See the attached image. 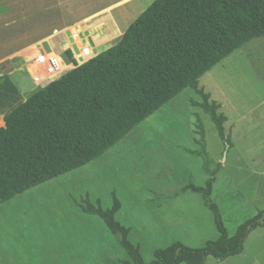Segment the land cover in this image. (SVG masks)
<instances>
[{
	"label": "rangeland",
	"instance_id": "1",
	"mask_svg": "<svg viewBox=\"0 0 264 264\" xmlns=\"http://www.w3.org/2000/svg\"><path fill=\"white\" fill-rule=\"evenodd\" d=\"M107 1L89 0L86 8ZM8 31L0 30V55L11 46ZM27 83L23 97L38 88ZM198 87L220 104L230 143L193 104L200 97L184 89L97 160L0 203V264H126L120 237L81 209L87 202L110 208L112 196L120 203L115 219L145 262L173 242L201 248L217 231L201 194L189 186H204L213 171L210 199L229 235L263 211L264 37L215 65ZM204 264H264V224L249 232L240 254Z\"/></svg>",
	"mask_w": 264,
	"mask_h": 264
},
{
	"label": "trees",
	"instance_id": "2",
	"mask_svg": "<svg viewBox=\"0 0 264 264\" xmlns=\"http://www.w3.org/2000/svg\"><path fill=\"white\" fill-rule=\"evenodd\" d=\"M264 37V0H154L110 48L75 65L58 79L22 100L0 64V203L81 168L104 155L136 126L184 89L201 99L193 103L213 122L221 141L226 117L220 104L198 87L215 65L253 39ZM68 61L75 62L69 50ZM200 129L201 124H199ZM202 135V131H201ZM215 172L204 186H189L212 213L217 237L201 248L173 242L152 251L145 262L128 240L129 229L112 206L87 202L130 261L126 264H204L238 255L250 231L264 224V210L229 235L218 206L210 199Z\"/></svg>",
	"mask_w": 264,
	"mask_h": 264
},
{
	"label": "crops",
	"instance_id": "3",
	"mask_svg": "<svg viewBox=\"0 0 264 264\" xmlns=\"http://www.w3.org/2000/svg\"><path fill=\"white\" fill-rule=\"evenodd\" d=\"M88 1L0 0V30L12 31L11 35H7L10 37L11 46L0 55V64L9 63L7 76L17 88L22 100H26L38 90L35 89L27 97H23L20 92L22 89H29L27 82L31 77L26 69L32 66L37 54L56 55L64 65H67L68 61L65 54L67 50L71 52L72 58H75L81 47L88 46L96 56L115 45L129 24L154 0H110L87 10ZM132 12L135 13L128 19ZM100 46L107 48L99 49ZM14 58L22 60L23 64L18 69L15 67ZM19 70H25L29 80L21 76ZM15 77H18L17 80ZM31 83L33 84L32 81Z\"/></svg>",
	"mask_w": 264,
	"mask_h": 264
},
{
	"label": "built area",
	"instance_id": "4",
	"mask_svg": "<svg viewBox=\"0 0 264 264\" xmlns=\"http://www.w3.org/2000/svg\"><path fill=\"white\" fill-rule=\"evenodd\" d=\"M91 49L88 46L81 47L79 49V54L73 58L75 62L67 61V65L71 68L75 67V65H80L86 62L88 59L92 58L90 56ZM62 61L59 62L56 56L51 54L39 53L33 59L32 66L30 67L31 70V81L38 89L45 87L50 82L58 79L63 74L68 71L62 70Z\"/></svg>",
	"mask_w": 264,
	"mask_h": 264
},
{
	"label": "bare ground",
	"instance_id": "5",
	"mask_svg": "<svg viewBox=\"0 0 264 264\" xmlns=\"http://www.w3.org/2000/svg\"><path fill=\"white\" fill-rule=\"evenodd\" d=\"M145 5V4H144ZM135 12H132L129 16H128V19H129V17L131 18V16L134 14ZM107 18V17H106ZM114 35V34H113ZM102 37V36H101ZM115 37V36H114ZM113 38V37H112ZM74 39V38H73ZM78 39V38H77ZM90 41V40H89ZM94 41V40H93ZM102 41V40H101ZM109 42V41H108ZM43 43V42H42ZM105 44V43H104ZM34 46V45H33ZM43 46V45H42ZM48 50V49H47ZM46 49H45V51H47ZM50 54V53H49ZM51 55H53V54H51ZM94 55V53L91 51L90 52V56H93ZM54 56H56V55H54ZM29 57V56H28ZM32 57V56H31ZM30 57V58H31ZM36 57V56H35ZM27 58V57H26ZM56 58L58 59V61L59 62H61V59L59 58V57H57L56 56ZM30 60V59H29ZM14 61H15V66L17 67V68H20L21 66H22V60L21 59H19V58H14ZM65 69V65H63L62 66V70H64ZM26 70H28V72L31 74V70H30V68L28 67ZM22 80V79H21ZM20 86H22V85H20ZM23 87H25L24 85H23ZM23 87H20V88H23ZM25 88H27V87H25ZM24 90V89H23ZM30 90V89H29ZM27 91V90H26ZM27 96V95H26ZM25 96V97H26Z\"/></svg>",
	"mask_w": 264,
	"mask_h": 264
}]
</instances>
